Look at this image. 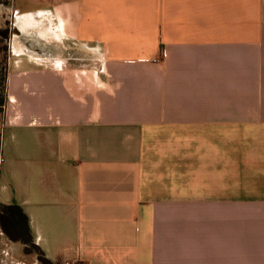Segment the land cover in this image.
Segmentation results:
<instances>
[{
  "label": "crops",
  "instance_id": "crops-1",
  "mask_svg": "<svg viewBox=\"0 0 264 264\" xmlns=\"http://www.w3.org/2000/svg\"><path fill=\"white\" fill-rule=\"evenodd\" d=\"M6 1L0 202L44 254L264 264V0ZM0 264L41 263L0 228Z\"/></svg>",
  "mask_w": 264,
  "mask_h": 264
},
{
  "label": "trees",
  "instance_id": "trees-1",
  "mask_svg": "<svg viewBox=\"0 0 264 264\" xmlns=\"http://www.w3.org/2000/svg\"><path fill=\"white\" fill-rule=\"evenodd\" d=\"M6 0H0V7L7 5ZM9 30L7 26L0 25V40L8 41ZM8 49V45H7ZM7 58V57H6ZM6 59L3 72H0V124L6 102ZM1 145V133H0ZM0 228L12 241H20L26 253H34L41 264H56L50 260L42 249L34 242L27 216L18 204H4L0 202Z\"/></svg>",
  "mask_w": 264,
  "mask_h": 264
},
{
  "label": "rangeland",
  "instance_id": "rangeland-1",
  "mask_svg": "<svg viewBox=\"0 0 264 264\" xmlns=\"http://www.w3.org/2000/svg\"><path fill=\"white\" fill-rule=\"evenodd\" d=\"M4 8L0 9V25L7 26L8 30L10 29V26L12 27L13 24H10L9 22V13L3 12ZM15 26V24H14ZM8 41H2L0 40V72H3L4 68V61L8 55V49H7ZM9 160L6 158L5 162L3 163L4 166L9 164ZM5 182V175L4 172L0 175V187L2 183Z\"/></svg>",
  "mask_w": 264,
  "mask_h": 264
},
{
  "label": "built area",
  "instance_id": "built-area-1",
  "mask_svg": "<svg viewBox=\"0 0 264 264\" xmlns=\"http://www.w3.org/2000/svg\"><path fill=\"white\" fill-rule=\"evenodd\" d=\"M162 55V54H161ZM159 60V57H155V58H153V61L154 62H157ZM65 264H72L71 262H66Z\"/></svg>",
  "mask_w": 264,
  "mask_h": 264
}]
</instances>
